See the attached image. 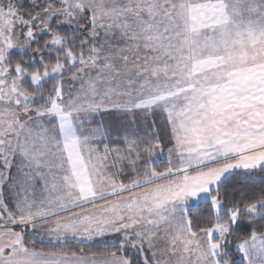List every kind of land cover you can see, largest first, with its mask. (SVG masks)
<instances>
[{"label":"snow or ice","instance_id":"1","mask_svg":"<svg viewBox=\"0 0 264 264\" xmlns=\"http://www.w3.org/2000/svg\"><path fill=\"white\" fill-rule=\"evenodd\" d=\"M0 264H264V0H0Z\"/></svg>","mask_w":264,"mask_h":264},{"label":"rangeland","instance_id":"2","mask_svg":"<svg viewBox=\"0 0 264 264\" xmlns=\"http://www.w3.org/2000/svg\"><path fill=\"white\" fill-rule=\"evenodd\" d=\"M156 119L159 120V116H157ZM101 124L109 130V132L111 133L113 137L117 135L120 125L114 115L107 114V113H100L96 115L92 126L95 127ZM161 134L163 135V130ZM100 147L102 149L103 144H101ZM166 154H167V145H165V157H166ZM162 159H164V157H162ZM13 172H15V169H13Z\"/></svg>","mask_w":264,"mask_h":264},{"label":"trees","instance_id":"3","mask_svg":"<svg viewBox=\"0 0 264 264\" xmlns=\"http://www.w3.org/2000/svg\"><path fill=\"white\" fill-rule=\"evenodd\" d=\"M109 121V120H108Z\"/></svg>","mask_w":264,"mask_h":264}]
</instances>
